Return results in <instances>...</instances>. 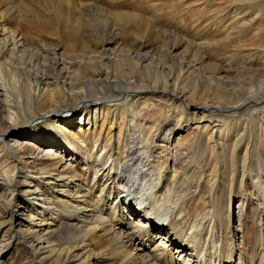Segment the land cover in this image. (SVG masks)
Segmentation results:
<instances>
[{
	"label": "bare ground",
	"instance_id": "1",
	"mask_svg": "<svg viewBox=\"0 0 264 264\" xmlns=\"http://www.w3.org/2000/svg\"><path fill=\"white\" fill-rule=\"evenodd\" d=\"M47 3L54 9L53 0H47ZM77 5L89 12L83 5ZM6 12L5 15L0 13V183L14 200L10 204L0 201V230L2 225H7V232L13 234L14 242H20L30 250L38 264H66L70 259L77 264L98 261V256L86 243L94 233L114 241L112 254L119 256L123 263L155 264L157 260L159 264H174L168 251L157 253L151 250L152 240L144 238L145 243L141 240V236L149 237L150 232L167 225L164 230L172 238L168 241L170 246L176 244L181 253L192 252L195 264H219L223 259L231 260L235 247L232 246L233 230L229 227V208L225 217L228 220L226 230L222 231L217 192L222 186V178L230 170L234 176L231 184L241 175L237 183L240 188H245L243 178L247 177L264 202V184L253 166L260 156L264 160V152L258 149L259 145H264V85H246L250 81L247 78L235 82L226 77L223 70L207 65L202 69L204 74L200 79L207 89L205 102L202 105L187 103L186 109L194 106L195 111L187 114L184 102L189 97L180 94L189 93L186 90L187 80L192 77L189 75L198 74L192 66H187L185 73L182 68L169 69L168 80L162 79L161 74L157 76L158 69L150 76H142L137 68L118 62L116 53L108 50L116 44L115 28L102 29L95 35L93 32L86 33L91 48H100V52L95 57L76 58L81 62L69 65L64 62L65 57L57 55L55 50L32 46L53 30L55 24L50 19L42 22L30 20L15 25L13 29L9 26L10 22L5 21L6 15L10 16L13 11L8 9ZM107 55L115 60L104 63L103 58ZM130 55L129 58L135 62L147 61L139 53ZM2 57L8 58V65L3 63ZM74 59L68 58L72 62ZM131 95L137 98V102L165 97L171 108L168 111L171 110L173 115L185 122L196 120V114L202 115L197 120L207 118L209 125H198L196 129L208 132L206 141L197 138L194 141L197 150L186 151L187 170L169 174L167 162L162 159L167 156L170 159L174 132L166 130L161 141L164 144L156 143L155 134L149 132L147 135L137 121L140 109L128 111L133 103ZM174 104L177 106L173 107ZM91 112L95 117L110 116L113 121L109 124L114 122L117 114L121 115L120 125L126 122L125 138L119 134L114 142L109 125L105 135L95 139L91 152L82 131V125L89 123ZM104 124L105 120L102 126ZM75 126H79L78 132L72 131ZM209 126L211 129L207 130ZM25 136L37 144L35 147L28 143L24 145L25 152L33 150L32 156L27 159L36 154L34 158L37 161L62 160V150L73 149L74 153H78L79 149H84L88 170L94 174L92 185L95 181L99 185L106 182L105 186L109 184L117 191V197L112 198L105 187L99 190L101 211H107L104 221L93 209H88L87 202L81 197L85 190L81 184H74L80 179L74 176L73 171L58 175L54 180L48 169L41 168L39 161H31L32 166L30 162L26 164L23 161L13 139ZM188 145L181 147L186 150L193 144ZM207 149L215 167L206 181L209 185L207 192L213 197L207 205L199 198L201 206H196L189 213L184 210L189 189L194 187V192L199 190V185H193L195 173L201 176L197 160ZM239 157L241 164L237 165ZM226 162L228 165H224ZM146 166L148 168L144 169ZM144 180H148L145 185L142 183ZM54 184L62 188L58 192L62 199L38 195L41 185L51 188ZM123 190L126 194L121 197ZM21 197L26 198L23 203L28 207L24 234L15 229L11 220H3L7 212L15 215L19 211ZM126 213H132L130 218ZM139 214L142 224L130 221ZM160 217L165 222L157 221L156 226L155 220ZM65 230L75 236L69 240L70 235L64 238ZM257 244L262 247L263 241L259 238Z\"/></svg>",
	"mask_w": 264,
	"mask_h": 264
},
{
	"label": "rangeland",
	"instance_id": "2",
	"mask_svg": "<svg viewBox=\"0 0 264 264\" xmlns=\"http://www.w3.org/2000/svg\"><path fill=\"white\" fill-rule=\"evenodd\" d=\"M78 3L86 7L89 12L79 9ZM53 7L54 9L49 6L47 0H0V13L5 15L8 9L13 11V14L6 15L5 18V21H9V26L13 29L15 25L30 20L42 22V20L50 19L55 24L53 30L32 43V46L41 50H55L57 55L65 57L63 60L69 65L81 62L76 58L95 57L100 52V48L96 50L91 48L89 40L85 37L86 33L93 32L95 35L98 31L102 32V29L115 28L116 44L108 47V50L116 53L118 62L137 68V72L142 76H150L154 70L158 69L157 76L161 74L162 79L168 80L169 69L182 68L185 73L187 66H192L198 71V74L189 75L192 76L187 80L186 90L189 93L180 94L186 98L189 97L184 102V110L187 114L195 113L194 106H189L186 109L187 103L202 105L205 102L207 89L200 79L204 74L202 69L207 65L213 69L223 70L226 72L223 74L235 82L247 78L250 81L247 80L246 85L254 87L264 85V0H53ZM172 45H175L174 48ZM131 53H139L147 61L145 63L139 61L141 64L135 62L130 59ZM70 57H75L76 61L75 59L73 62L68 60ZM103 59L104 63L115 60L108 55ZM2 61L9 64L6 57H2ZM170 82L172 83V79ZM130 98L133 99V103L128 111L134 112L140 109V117L137 121L143 126L142 130L147 135L149 132L155 134L154 141L156 143L164 144L161 141L166 135V130L171 129L174 132L170 145V159L168 156L162 159L167 162L169 174L171 175L174 171L180 173L187 170L186 151H196L197 146L194 141L199 138L206 141L205 137L208 136V132L196 129L198 125L199 127L209 125L207 118L204 121L197 120V118H202V115L196 114L194 121L179 120L171 110L168 111L171 108H169L165 97H154L148 102H144L145 100L137 102L134 95H131ZM176 106L174 104L173 107ZM120 117L122 116L117 114L114 122L109 124L113 118L103 115L102 118L99 115L95 117L91 112L90 118H88L89 123L82 125L85 143L87 142L86 145L91 152L95 139L99 136L103 137L109 125L112 127L110 134L114 142L119 134H123V138H125L126 122L120 125ZM104 120L105 124L102 126ZM78 127L75 126L72 131L78 132ZM209 129L211 126L207 130ZM259 133L258 131V135ZM177 141L176 145L178 146L175 145ZM181 142L183 143L181 144ZM27 143L31 144L30 146H37L35 141L30 140L28 136L13 139L14 146L20 149V154L26 164L35 160L36 156L35 154L32 159H27L30 155L32 156L33 152V150L27 152L23 150ZM188 144L193 145L186 150L182 149L181 146L188 147ZM258 149L259 152H264V145H259ZM64 150L66 151L62 150L64 156L62 160L45 161L38 158L39 162L37 160L35 162L37 161L41 168L48 169L54 180L58 175L73 171L74 176H78L77 179H80L79 182L75 180L74 184H81L85 190L81 197L87 202L88 209H93L99 219H103L106 217L104 213L107 211H101L98 201L99 190L105 187L108 196L112 194V198H116V189L109 184V186H105L106 182L99 185L95 181V184L92 185L94 174L88 170L84 149L81 151L79 149L78 153H74L73 149ZM85 150L87 151V148ZM257 160L259 161L256 162ZM257 160L255 159L253 163L254 172H258L264 184V160L261 156ZM240 164L241 158L237 165ZM32 165L31 163L30 166ZM224 165H228V162ZM147 168L146 166L144 169ZM197 169L200 170L201 176L195 173L193 185H199V190L194 192V187H190L189 197L184 208L189 213L196 206H201L199 198H202L207 205L213 197L207 192L209 185L206 183L210 172L215 169L208 149L202 158H198ZM240 178L241 175L236 182L231 184L234 176L228 170L222 178V186L217 192V200L220 205L219 213L223 220L222 231L226 230L228 220L225 217L229 208V227L230 230H233L232 246L235 247L232 259H223L219 264H264V202L247 177L243 178L245 188H240L237 183ZM169 180L166 184L169 183ZM147 181L144 180L143 185ZM59 187L60 185L56 187L55 184L51 188L48 185L46 187L41 185L37 193L40 197L62 199L58 193L62 188ZM125 191H122L121 197L126 194ZM25 199L21 197L20 208L15 215L12 212H7V215L5 214L3 217L4 221L11 220L15 229L21 230L22 234L26 228L28 212V207L23 203ZM13 200L12 195L0 183V201L10 204ZM126 215L130 218L129 215L132 213L129 215L126 213ZM141 218L139 214L134 220L131 218L130 221L142 224ZM157 221L165 222L162 217L156 218V226H158ZM166 227L153 230L149 237L141 236V240L144 243L146 241L144 238L152 240L151 250H156L157 253L168 251L175 261L174 264H184L182 261H186L187 264H195L196 258L193 257L192 252L186 250L187 252L181 253V249L176 244L170 246L171 243L168 241L172 238L168 237L167 230H164ZM7 230V225H2L0 230V264H38L31 251L20 242H14L13 234L8 233ZM64 233V238L70 235L68 240L75 236H72L71 232L68 233L67 230ZM99 236L94 233L86 240L87 246L93 251L92 253L98 256V261L94 260L92 264H126L119 259V256H113L114 241ZM259 238L263 241L262 247L257 244ZM53 241L57 242V239H53ZM8 243L9 245H7ZM159 263L155 260V264ZM66 264H77V262L70 259ZM138 264L143 263L138 262Z\"/></svg>",
	"mask_w": 264,
	"mask_h": 264
}]
</instances>
